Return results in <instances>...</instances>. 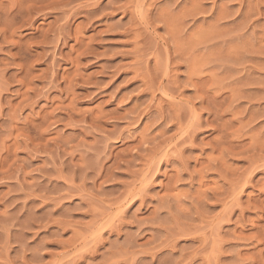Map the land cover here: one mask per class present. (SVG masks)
Here are the masks:
<instances>
[{"label":"rangeland","instance_id":"1","mask_svg":"<svg viewBox=\"0 0 264 264\" xmlns=\"http://www.w3.org/2000/svg\"><path fill=\"white\" fill-rule=\"evenodd\" d=\"M0 264H264V0H0Z\"/></svg>","mask_w":264,"mask_h":264}]
</instances>
